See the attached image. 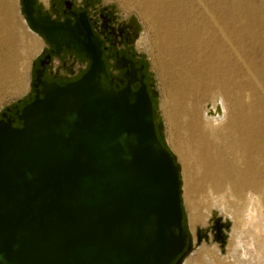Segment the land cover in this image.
<instances>
[{"label": "water", "instance_id": "obj_1", "mask_svg": "<svg viewBox=\"0 0 264 264\" xmlns=\"http://www.w3.org/2000/svg\"><path fill=\"white\" fill-rule=\"evenodd\" d=\"M21 1L52 54L75 51L90 66L71 80L42 57L33 98L1 112L0 264H177L191 242L180 167L159 138L145 75L120 57L126 85L105 83L86 12L57 22Z\"/></svg>", "mask_w": 264, "mask_h": 264}, {"label": "rangeland", "instance_id": "obj_2", "mask_svg": "<svg viewBox=\"0 0 264 264\" xmlns=\"http://www.w3.org/2000/svg\"><path fill=\"white\" fill-rule=\"evenodd\" d=\"M159 1L160 5L153 7L147 0H89V11L95 19L101 12H108L117 26L132 28L131 25H135L136 30L132 33V39L129 36L127 44L144 65L145 82L152 93L159 138L180 166L184 228L193 245L199 233L202 236L212 234L215 216L224 223L228 222L226 243L219 246L221 254L218 257L224 258L229 253L234 225L229 210L233 211L234 208L224 210L222 204H212L208 217L204 212L203 216L193 219L190 207L192 193L188 184H185L176 147L180 141H187L191 137L189 114L184 106L197 101L200 108L211 107L212 100L217 96V89L213 86H201L192 92L187 85L190 76H205L209 67L224 66V63L217 62L216 50L231 65L228 75L230 83L237 82L243 86V102L240 106L236 105L237 97L233 91L226 97L229 115L237 121L240 131L248 128L256 130L255 126L248 127L245 124L243 109L264 102V0ZM58 2L37 0V6L56 16L52 8ZM23 19L21 0H0V115L8 106L18 104L21 107L33 98L35 70L39 68L42 48L48 47L41 35V43L34 42ZM200 27H204V30L197 44L182 41L184 33ZM74 54L78 61H85L82 54L67 50L60 58L66 61ZM112 63L113 60L110 61ZM219 68H216L215 73L218 76ZM250 85L256 87L255 94ZM184 93H188L187 100L183 99ZM225 136L227 133L224 129L221 137ZM215 145L217 148L224 146L219 140L215 141ZM255 152L252 148L251 153L254 155ZM243 154V151L238 154L242 167L245 166ZM226 156L235 158L229 149L226 150ZM214 244L217 242L212 237H203L195 250H185L186 255L181 264H206L205 259H210V264H223L217 261L213 253Z\"/></svg>", "mask_w": 264, "mask_h": 264}, {"label": "bare ground", "instance_id": "obj_3", "mask_svg": "<svg viewBox=\"0 0 264 264\" xmlns=\"http://www.w3.org/2000/svg\"><path fill=\"white\" fill-rule=\"evenodd\" d=\"M147 2L153 7L160 5L159 0ZM23 22L27 23L25 19ZM212 22L215 23V20ZM136 28L138 29L137 26ZM26 29L34 42L41 43L39 34L29 26H26ZM203 30L204 27H200L184 33L182 41L197 44ZM215 55L218 63L226 65L225 69L224 66L220 67L221 69L219 65L211 66L205 76H190L187 85L191 91L201 86L204 88L213 86L217 89V96L212 100L210 108H200L197 101L189 102L187 105L185 103L184 107L189 114L191 137L187 141H180L176 149L181 160L185 184H188L192 193L190 207L193 219L203 216L204 212L208 217L211 214L209 210L211 205L220 203L224 210L228 207L234 208L233 211L229 210L234 225L227 257H218L219 253L221 254L219 246L226 243L229 230V223L222 220L215 222L211 235L207 233V236H202L199 233V238L196 237L194 244L191 245L190 242L189 250L190 248L195 250L203 237H212L217 242L213 246V253L219 263L264 264V102L243 109L245 124L248 127L255 126L256 130L248 128L240 131L237 121L229 115L226 97L233 91L237 97L236 105L240 106L243 102V86L237 82L230 83L228 75L231 65L228 59L217 50ZM216 68H219V76L215 74ZM250 87L255 94L256 87L253 85ZM187 95L188 93L183 94L184 100H187ZM223 128L227 136L222 138ZM216 140L222 141L224 146L217 148ZM252 148L256 151L254 155L251 153ZM228 149L235 154V158L230 159L226 156ZM241 151L244 153L243 167L240 165L241 157L238 155ZM216 218L215 216L214 219ZM184 256L177 264H181ZM205 260L206 264H210V259Z\"/></svg>", "mask_w": 264, "mask_h": 264}, {"label": "flooded vegetation", "instance_id": "obj_4", "mask_svg": "<svg viewBox=\"0 0 264 264\" xmlns=\"http://www.w3.org/2000/svg\"><path fill=\"white\" fill-rule=\"evenodd\" d=\"M89 7H90L89 0H59V2L55 4L52 8L53 11L56 13V16H53L52 14L42 9L41 10L43 15L49 14L52 17V19L56 20L57 22H64L67 19H70L72 20V22H74L76 18L75 15H79L82 12H86L93 31L103 41V45H102L103 56L107 70V76L103 77V80L109 82L111 79H114V84L118 85L120 88L126 85V79L123 77V74L128 68L120 69L117 66L118 58L125 57L126 59L132 60L135 63V67L139 70L138 77L144 74L145 75L144 81H146L144 65L140 61L139 57L135 54L133 49H130L127 44L128 40L130 39L129 36L132 39V33L134 32V30H136L135 25L132 24L131 25L132 28L130 27L125 28L124 25H118V26L116 24L114 25L113 16L108 12H101L99 14L98 19H95L93 18V16H91ZM39 9L40 8L36 5V11ZM106 43L108 44V46H106ZM46 45L48 47H44L46 51L44 54H42V57H45L48 54L53 57L54 54L51 53L53 47L50 46L47 42ZM123 45H125L124 48H121ZM67 51L71 53L75 52L71 50H67ZM83 59L89 61L90 64V60L88 58L84 56ZM111 60H113L112 64H110ZM49 64L47 65L46 68H49ZM13 106H11L12 109L9 112V115L14 113L15 111Z\"/></svg>", "mask_w": 264, "mask_h": 264}, {"label": "built area", "instance_id": "obj_5", "mask_svg": "<svg viewBox=\"0 0 264 264\" xmlns=\"http://www.w3.org/2000/svg\"><path fill=\"white\" fill-rule=\"evenodd\" d=\"M50 71L59 72L60 76H66L71 80L81 77L89 68V61H78L74 55H71L66 61L60 56H53L50 59Z\"/></svg>", "mask_w": 264, "mask_h": 264}]
</instances>
